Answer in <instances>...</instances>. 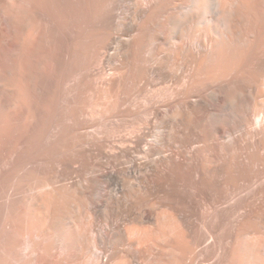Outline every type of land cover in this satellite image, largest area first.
Masks as SVG:
<instances>
[{"label": "bare ground", "instance_id": "1", "mask_svg": "<svg viewBox=\"0 0 264 264\" xmlns=\"http://www.w3.org/2000/svg\"><path fill=\"white\" fill-rule=\"evenodd\" d=\"M0 264H264V0H0Z\"/></svg>", "mask_w": 264, "mask_h": 264}]
</instances>
